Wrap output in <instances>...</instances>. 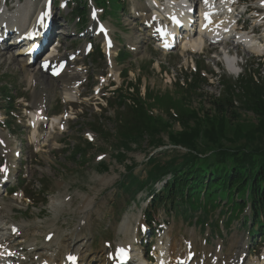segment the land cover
Instances as JSON below:
<instances>
[{
    "label": "rangeland",
    "instance_id": "1",
    "mask_svg": "<svg viewBox=\"0 0 264 264\" xmlns=\"http://www.w3.org/2000/svg\"><path fill=\"white\" fill-rule=\"evenodd\" d=\"M26 1L27 0H25L24 3ZM29 1L31 5L34 6L35 11L41 7L42 3H44L43 0H28L27 2ZM77 1L87 2V0ZM255 1L257 2L258 0ZM97 5L100 10L105 11V18H101L104 22L109 24L113 21L117 27H120L121 22L124 23L123 21L120 22V11L123 8L122 3L117 0H106V4L99 1ZM74 7L75 4L69 2L68 8L63 12L58 13L55 23H59L60 26L53 31L55 39L60 41L61 48L59 50V55H63L64 58H66L67 53L81 52L83 44L89 41L88 38L81 39L74 35L78 33V25L82 20L80 19L78 23H76L77 20L72 13ZM134 7L136 10L140 8V5L137 4ZM124 10H127L126 4L124 5ZM106 17H111L112 21ZM86 20V26H88L89 22L87 17ZM109 27L113 38L118 42L121 41V46L116 47L121 52L124 50V52L120 53L118 63L116 62V55L111 56L113 57V62L119 72V76L122 70H126L127 81L132 85L137 79L141 81L138 93L134 94L135 98H138V94L144 83L146 90L148 87L150 90L152 89L151 94H146L145 100L149 108L160 110L161 119L168 118L167 110L171 109V105L173 104H175L177 112H184L185 110L183 107L186 106L187 111L190 112L196 109V113L200 115L201 111L208 110L210 104L215 100L223 102L222 100L225 98L224 89L221 90L219 96L217 93L218 90H215V88L203 89L205 83L201 81L199 89L196 92H183L182 89L177 86H168L166 77H163L161 74H155L154 63H159L158 65L161 73H163L168 66L175 67L179 65L182 60L179 56V53H181L180 50L177 49L170 54H163L161 51L157 50L153 44H150V42H145L144 44L142 42L140 49L143 53L139 56V54H136V52H132V50L129 49L130 44H132L133 41L129 42L127 36L131 31L137 32L138 29H140V25L136 24L132 30L123 27V25L122 28L110 25ZM85 30L82 33L83 35ZM258 33L259 36L263 35L262 37L264 40V33ZM116 36L118 39L115 38ZM132 46L134 47L135 45L132 44ZM100 47V40H96L94 49L89 56L84 57L79 55L77 57L78 63L69 67L61 78L55 81L48 79L43 85L41 83L42 81H40L41 79H37L38 82L33 81L29 84L25 80L24 74L21 72V67H17V62L11 64L9 67L0 63V82L3 85L10 84L9 93L16 96V103L22 102L21 106L16 105L18 112L14 118V120H17L15 124L17 131L15 134L16 138L21 141L22 154L20 160L29 167L28 179L20 185L18 184L15 186L16 194L14 196L2 197L5 204L13 206V212L3 213L7 215V223L14 225L20 224L27 227V232L18 235L17 240H15L16 244L18 240L22 243L23 237H26L25 239H28L29 241L25 245L19 243L21 247L17 244L18 248L20 247L21 249V251L19 250L21 253H24V250L26 249L30 250L31 246H35V248L42 247L44 241L43 234H45L46 231L50 232L53 230L55 231V234L53 233L51 236H55L58 239L60 250L51 248V252H48V255L55 251L54 256L59 259L61 258V250H65V247L70 243L73 241L77 242V246L84 242L90 247V263L96 264L101 261L102 258L103 260L105 259L104 255L103 257L100 256L104 243L107 242L110 245V248H113L114 245L122 244L125 241V237L118 230L123 226L128 229V232L129 228L133 232V230L136 229V218H140L142 214L141 209L145 208V193L138 195L137 199L134 201L137 205L135 206L130 196L121 194L114 186L120 180V177L125 175V168L130 166V164L135 165V174L143 175L144 166H141V164L146 162L148 155L155 154L158 150L148 149L147 144L144 143L147 140L146 138L138 137L137 142L142 143L138 146H131V151L125 153V159L121 163H118L114 159L118 151L113 147L115 141L113 139H103L101 136L95 134H92L93 143L90 144L91 147L86 150L84 156L76 157L75 160H72L68 158V153L65 152V144L69 145L70 148L82 144L84 140H86L85 134L90 133L89 131H91V128L96 125H101L107 134L115 137L117 130L121 127L120 125L125 124L127 119H130L131 121L135 119L126 107H124V110L120 109L113 113L112 110L103 106L102 100L98 101V97L93 94V88L97 86V81L101 80L102 77L103 80H108L109 83H113L112 85L114 87L109 88V90H107L108 92L122 88L123 86V84L121 85L123 82L121 76L116 81L117 76L114 77L113 73H110L111 71H109L110 69L106 65L105 58L102 57L99 59L94 57V55L97 56L96 49L100 50ZM125 52H129L130 54ZM0 54L5 53L0 51ZM113 54L116 53L113 52ZM122 62L126 63L121 64ZM205 64L206 62L202 63L199 61L198 66L200 65L202 68H206ZM193 67H195L194 64ZM26 71L31 72V69L26 68ZM108 72L112 75L111 77L108 76ZM167 74L169 75L168 71ZM170 74L172 75V72ZM193 74H195V72L191 70L186 72L187 77H190ZM262 74L264 75V73ZM73 75H76V77H73ZM43 76L45 77V75ZM76 80L78 83L85 82V84L77 89V94L74 93L73 97H71V100L77 103L74 109L73 106H70L72 102L68 105L67 101L64 100L62 90L66 84H69L72 87L71 84ZM226 82L230 84V81L226 80ZM45 87H47V90L44 89ZM73 87L75 88L76 84ZM254 89L256 88H253V90ZM154 96H157V99L154 103H151L153 104V107H151L147 101L151 100ZM107 97H109V104L114 105L112 99H110L111 95H107ZM5 98L6 97L2 94V99H0V116L6 121L7 118L2 111V108L5 107ZM159 98L162 99V103H158ZM36 104L39 106L42 104L41 106H44L43 108L45 109V112L53 118H58L59 115L62 116L64 111L69 112L71 108L73 114L71 120L62 121L65 122V125L67 124V129L64 133L58 132L56 129L50 132L46 127L39 130L37 136L39 142L37 145L40 144L43 146L40 147V152H35L34 146L28 143L31 131L26 128L23 116V108L25 106H29L33 111L35 108L34 105ZM162 104H166V107H163ZM114 116L115 119H113ZM229 120L230 123H226L227 130H225L228 139L225 140L227 142L223 145L225 148L233 150L240 148L244 144L243 141H233V136L235 134L234 129H250L251 126L254 127L257 124L258 118H256L253 113L246 111L245 113L241 112L239 114H234V116L229 117ZM146 122L143 124L144 127L147 126ZM167 125L170 127V130L172 129L175 132V134L181 132L179 125L176 123L171 125L167 123ZM154 126L160 133L157 135V138H153L161 141L162 143H160V147L163 148L158 150V153L154 156L159 155V159L164 160L181 156L179 153L183 154L184 152L182 151L172 154L166 152L168 146L165 143L167 140L166 131L164 130L162 123H155ZM2 129L3 128H0V134L9 139L11 142V149L16 148L17 143L15 138L10 135L8 129H6V131H1ZM45 133L49 134L44 136ZM119 152L121 151L119 150ZM185 153L189 152L186 151ZM101 155L104 158L100 163L108 165V172H104L97 167L100 163L96 161V157ZM8 157L12 160V155L11 157ZM20 191H23L24 194L29 197V202L23 198L21 199ZM64 199L69 200L65 202ZM54 200L64 202L59 213L56 215L53 212H50L49 209V204ZM137 200H139V202H137ZM89 202H91V204L93 203L90 207L92 210V214L90 213L91 227L90 229L81 228L78 232L76 230L77 225L79 224L78 222L84 215V210L81 211V208L88 205ZM191 209L192 211L198 210V213H192V220L195 223L197 219L195 215L198 214L200 226L203 223V217H205L207 211L201 203L197 205L192 204ZM200 210L203 211V216L201 215ZM159 215L160 218L157 221H161L165 216L169 217L168 223L170 225H168L167 232H171L168 233L170 234L171 239L177 240L181 245L182 243H185V241H189L190 238L193 240V248L196 256L214 254L216 245L219 244L222 245V252L228 256H224V258H229L234 261V263L235 259L240 254L245 255L249 250H251V257L254 255L253 250L255 249V258H253L251 262H249V258H246L244 264L255 263L256 259L259 257L260 251L264 254V250L261 249L263 244L261 243L258 245L256 244L257 241L251 243V240L244 234L247 232L246 229L244 232V229L239 226L240 221H235L225 231L226 228H223L225 224L222 223V219L216 216L217 213L212 214L211 219L218 224L219 231H212L210 234L206 229L207 233H204V231L203 233H199V229H195L188 224L191 222V217L188 215L183 217V222H181L180 219H177V216L174 214L164 215L160 212ZM127 216L129 217L128 220L127 218H124ZM126 220L127 224L124 223ZM208 223H210L209 219ZM216 234L217 236L221 235V240L216 238ZM31 240L34 241L32 244ZM204 240H206V243H210V246H207L204 243ZM160 241L161 240L157 243ZM154 248H158V246L153 247V249ZM36 252L38 253V251ZM37 256L38 255H29L28 258H26V261L22 264H37L39 262Z\"/></svg>",
    "mask_w": 264,
    "mask_h": 264
},
{
    "label": "trees",
    "instance_id": "2",
    "mask_svg": "<svg viewBox=\"0 0 264 264\" xmlns=\"http://www.w3.org/2000/svg\"><path fill=\"white\" fill-rule=\"evenodd\" d=\"M253 88L256 87L245 89L247 99L243 108L258 118L257 124L247 130L234 129L233 140L237 142L244 139V144L236 150H228L223 145L228 139L225 130L226 123H230L229 117L239 114L228 106L229 100L214 101L211 109L202 110L200 115L190 112V115L185 116L181 122V132L172 134L169 139L174 146L194 152L182 157L179 163L175 160L170 162L166 171L157 168L151 170L150 182L167 172L173 175L172 181L164 187L162 195L153 204L162 206L165 202L173 204L178 201L191 205L195 203L193 198L204 196L211 210L225 202L224 206L229 207V221L238 218L244 208L249 206V220L253 227L251 233L257 235L261 232L264 228V87ZM135 117L137 120L134 119L129 128L133 132L132 136H122L124 147L129 145L125 143L137 142L138 137L143 135L153 139L160 133L153 130L155 121H151L142 110ZM145 122L147 126L142 131ZM200 141L203 142L201 146Z\"/></svg>",
    "mask_w": 264,
    "mask_h": 264
},
{
    "label": "bare ground",
    "instance_id": "3",
    "mask_svg": "<svg viewBox=\"0 0 264 264\" xmlns=\"http://www.w3.org/2000/svg\"><path fill=\"white\" fill-rule=\"evenodd\" d=\"M28 1V0H27ZM25 2L23 5H21L18 10L14 11V13L23 10L21 13H24V19H22L21 21H17L16 25L14 27H12V29H18L21 30L22 34L25 33H32L34 31H37L39 29V27L37 26V18L38 16L44 12L45 10V4L47 2V0L44 1V5L42 7V9L40 11H36L34 14H31V12H34V9L32 11V5L29 2ZM30 3V4H29ZM187 9V7L184 9V11ZM14 10V7L11 6V11ZM136 13V10L134 12V14ZM31 14V15H30ZM134 18H137L136 16H134ZM3 17L0 16V26L3 25ZM217 27V25H215L214 22H210L209 23V27H208V31L215 29ZM183 31H190V28L188 26H186L184 28ZM190 32H194L193 35H190L189 33H179L176 32L175 36H180L181 39L178 42V46H180L182 51H186V50H192V51H199L203 48L204 45V40L202 37H204V35H202L200 33V35H196L195 31L192 30ZM140 35H132L130 36V39H135V38H139ZM52 39V40H51ZM168 39V38H167ZM47 40H55V36L50 35ZM260 39L255 37V36H249V37H245L244 35H240L239 39L236 42H232V45H234L235 47L240 45H244L245 48L247 50H250L251 52L263 55L264 54V45H261V47L259 46H255L257 45L256 41H259ZM169 42V44H172L171 41H167ZM243 42V43H241ZM264 43V40L262 41ZM181 44V45H180ZM177 47V46H176ZM175 47V48H176ZM243 47V46H242ZM57 48H60L58 45L56 46V50ZM113 50L114 47L111 51V56H113ZM1 52L5 53V54H0V63L1 64H5L7 65V67H9L11 64H14L17 62V67H21V72L24 74V78L25 80L31 84L33 81L36 82L37 79H41L40 81H42V85L44 82L48 81L49 77H44L43 74H45L47 71L43 70L41 68V65L49 62L51 70L53 69L52 67H54V64L56 63L54 60H50V58H52L53 53H47L43 60L40 62V64H37L36 62L31 65V66H27L26 62L27 59L22 57L21 53H17L16 55L13 54L12 52L9 51V49H1ZM134 52H138L139 56L141 53H143L142 51L138 50L136 47L133 50ZM223 53H224V49H222ZM219 54V56H221V58L219 59L218 56H212V59H216L218 62L224 57H226V54ZM142 56V55H141ZM144 56V55H143ZM113 57H111L112 59ZM25 59V60H24ZM61 59V58H60ZM58 59V60H60ZM30 68L32 69L31 72L26 71V68ZM35 67V68H34ZM37 69V71H36ZM236 69V67H235ZM50 71V70H49ZM111 72L113 73L114 77H116V70L113 66V63H111ZM39 76V77H37ZM117 80V78H116ZM119 81V80H118ZM38 82V81H37ZM40 83V82H39ZM37 84V83H35ZM45 90H47V87L44 88ZM76 91L68 86L65 85L63 88V96L64 99H69L71 97H73V93H75ZM42 105V104H41ZM38 106H36V108H34L35 112L40 111L39 108H37ZM44 107V106H43ZM33 108V107H32ZM16 120V119H15ZM62 121H66V119L64 117H58V118H53V120L50 122L51 127H53V123L58 122L59 124H64L65 126V122ZM58 124V125H59ZM19 127V126H18ZM34 135L37 134V132L33 133ZM41 146L36 145V148L39 149ZM1 149V148H0ZM10 149V148H9ZM7 150V149H5ZM1 153L3 152V150H0ZM14 152V151H13ZM83 198V197H82ZM64 202H59L57 200H54L52 203L49 204V209L50 212H53L55 215L57 213H59L60 209L62 208ZM91 205H93V203L91 204V202L88 203V205H86L85 207L81 208L83 211L84 210V215L81 217V219L79 220V224L77 225V231L79 230V228H87L90 229L91 227V220H90V213H91ZM13 209L12 205H7L5 203H3L0 199V264H8V258L10 257V252L12 250V244L15 242V237L11 236V233L13 230H16V233L19 234H25L27 232V227L24 225H12L7 223V216H5L4 214H1L2 211H5V213H9L11 212ZM92 214V213H91ZM80 231V230H79ZM78 231V232H79ZM119 232H121L124 237H125V241L122 244L119 245H128L129 243H131L132 241V236H129V232L128 229L126 227H121L119 230ZM55 231H46L45 234H43V238H45V236H47L50 233H54ZM57 233V232H56ZM55 234V233H54ZM27 236V235H26ZM26 237H23L22 239V243H20L21 241H19L18 243L20 244H26ZM51 240V241H50ZM49 243L45 244L43 243V246L41 248H33L31 246V249L29 250V255H38V259H39V264L42 263H48V264H61L63 262V260H61L62 258L65 260L66 257L64 258L65 254H71L73 257H77V259L80 261V264H89L90 263V247L89 245H87V243H80L76 246L77 242H72L70 243L67 247H65V250H61V258H57L56 256H54V252H52L51 254L48 255V252H51V248L56 249V250H60V244L58 242V239L53 236L52 239H49ZM3 242V243H2ZM31 242L33 243L34 241L31 240ZM187 243H190L192 245V252H194L193 250V240L190 238L189 241H187ZM164 247L160 249V253H159V259L164 263V264H175L177 262L180 261V259H182L184 256H186L187 250L190 247V245H181V243H179L177 240L171 239L170 234H167L166 238L163 241ZM38 251L37 254H33L34 252ZM42 251V252H41ZM110 252L109 250H106L104 247L102 248V252L100 253V256L103 257V253H108ZM28 255V256H29ZM56 255V254H55ZM217 257H219L220 259H215L213 263L211 264H219L218 261H225V262H229L232 263V261L229 258H224V255L221 251H218L216 254ZM19 261H24L25 259L22 257H20V255H17ZM105 259L103 260V258L101 259V261L98 262V264H108V258L109 256L104 255ZM140 257H134V262H137L138 264H146L145 261H143L142 259H139ZM19 261H17L18 263H13V264H20ZM41 261V262H40ZM65 264V263H63ZM91 264V263H90ZM236 264V263H235Z\"/></svg>",
    "mask_w": 264,
    "mask_h": 264
}]
</instances>
